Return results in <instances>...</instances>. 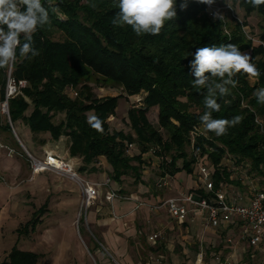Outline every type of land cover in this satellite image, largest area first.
<instances>
[{
    "label": "trees",
    "instance_id": "trees-1",
    "mask_svg": "<svg viewBox=\"0 0 264 264\" xmlns=\"http://www.w3.org/2000/svg\"><path fill=\"white\" fill-rule=\"evenodd\" d=\"M182 2L177 0L176 17L158 35L137 36L130 26H113L119 11L114 0H57L64 19L50 12L51 26L45 25L33 36V47L40 54L18 57L15 63V78L28 85L10 100L12 122L22 121L34 135L50 134L55 141L68 137L69 154L80 159V173L102 170L100 164L105 160L110 178L118 184L129 176L135 184L142 183L144 155L155 149L151 154L160 158L161 176L181 171L193 174L197 163L207 160L214 169L216 189L236 183L231 179L233 165H248L264 188V104L253 95L264 88V23L259 45L243 29L254 13L264 20V4L253 7L248 0H232L244 11L245 21L226 27L210 16L207 4L188 0L181 9ZM229 43L242 53L251 52L250 62L259 76L252 83L247 74L238 73L234 77L237 86L230 89L231 95L218 98L221 109L212 113L215 119L241 116V122L223 136L201 134L206 89L192 86V54L199 47ZM7 69L0 68L2 93ZM93 85L121 89L122 94L97 97ZM139 94L144 95L141 105L128 111L132 130L111 129L109 120L116 115L120 100ZM225 99L230 102L224 103ZM155 107L158 128L148 118ZM59 115L64 117L56 121ZM92 116L100 119L102 131L89 122ZM4 129L11 131L8 122ZM129 144L137 153L129 150ZM45 210L46 205L39 208L18 234L35 231ZM39 258L35 252L14 246L0 264H37Z\"/></svg>",
    "mask_w": 264,
    "mask_h": 264
},
{
    "label": "crops",
    "instance_id": "crops-1",
    "mask_svg": "<svg viewBox=\"0 0 264 264\" xmlns=\"http://www.w3.org/2000/svg\"><path fill=\"white\" fill-rule=\"evenodd\" d=\"M62 140L68 145L62 157L72 159L79 168L80 159L71 156L67 158L69 138L62 136L58 141ZM23 145L26 147L24 143ZM15 154L11 155L5 149L0 150L1 171L8 170L10 175L17 174L21 164ZM144 158L147 166L144 167L142 183L135 188L128 183L112 186L128 198L109 201L106 197L108 189L100 187L99 198L90 208L88 215L89 232L85 227L81 229L79 226L80 237L94 264H241L247 248L264 251V239L255 247L242 238L245 227L243 221L238 218L223 221L218 228L209 226L206 215L199 213H190L184 221L172 218L168 209L160 204L168 198L201 187L199 165L197 163L193 174L186 172L184 175L185 171H181L169 175L168 185L159 187L161 174L153 173L151 169L159 170L160 158L151 153H146ZM109 168L104 160L103 170L98 171V175L90 180L104 182L108 178ZM239 172L242 171L232 172L231 179L236 183L228 185L226 190L230 195L241 192L250 197L251 189L257 185L253 180L240 182L239 178L243 172ZM50 174L52 173L47 171L35 176L44 182ZM45 205L47 208V202L41 207ZM155 233L159 234V238L151 241L150 236ZM248 255L250 258L255 257L254 253Z\"/></svg>",
    "mask_w": 264,
    "mask_h": 264
},
{
    "label": "rangeland",
    "instance_id": "rangeland-1",
    "mask_svg": "<svg viewBox=\"0 0 264 264\" xmlns=\"http://www.w3.org/2000/svg\"><path fill=\"white\" fill-rule=\"evenodd\" d=\"M208 12L213 18L214 13L222 15L223 21L219 18L214 19L220 20L226 27L229 26V23H244L245 21L244 11L233 2L232 8H230L225 0L215 1L210 9L208 8ZM247 21L248 24L243 28L244 32L248 39H251L255 45H259L261 42L258 36L264 23L263 17L254 13ZM56 37L59 38L60 34H57ZM244 54L251 56L250 51L244 52ZM251 82L254 83L255 78L251 77ZM93 87L97 97L122 94L121 89L104 88L97 85H93ZM143 96V94H139L131 98L123 97L120 100L116 115L109 120L111 129L124 130L125 132L132 130L129 124L128 111L132 107L140 106ZM63 117V115H59L56 121L63 119ZM148 118L155 127H159L158 108L150 109ZM6 124L7 119L0 113V140L15 150V157L21 164V169L17 174H12L13 176L8 173V170H6L7 173L5 170H0V260L6 259L13 247L17 246L19 249L39 254L40 258L37 264H94L79 232V226L81 229L83 227L89 228L88 215L90 211L87 214L85 211H81L79 186L71 179L55 172H50L52 174L48 175L49 178L45 179V183L41 178L36 179L28 153L12 129L11 131L4 129ZM13 126L30 154L39 158H44L46 151H53L61 156L65 154L68 146L65 140L55 141L50 134L34 135L22 121L13 123ZM134 151L137 152L138 150L133 149L132 152ZM69 157L70 154L68 153L67 158ZM100 167L103 170V164H100ZM151 170L153 173H160L157 169ZM98 173L88 172L81 173V175L90 180L94 179ZM107 176L110 178L108 171ZM259 181V177L254 175L253 182L258 184ZM125 183L134 188L140 184H135L131 176L123 184ZM34 185L37 187L34 188ZM113 185H118V183H114L112 180ZM46 202L47 208L36 231L29 235H19L17 229L32 219L33 213ZM253 253L255 257L250 258L248 254ZM244 255L241 264H264V251L261 249L251 248L248 250L247 248Z\"/></svg>",
    "mask_w": 264,
    "mask_h": 264
},
{
    "label": "clouds",
    "instance_id": "clouds-1",
    "mask_svg": "<svg viewBox=\"0 0 264 264\" xmlns=\"http://www.w3.org/2000/svg\"><path fill=\"white\" fill-rule=\"evenodd\" d=\"M198 2L212 5L215 0ZM225 2L232 8V0ZM248 2L253 7L264 4V0ZM176 3L177 0H114V6L119 11L112 19V24L130 26L137 36L158 35L165 23L176 17ZM187 4L188 0H183L181 9L186 8ZM89 6L96 7L94 3ZM50 12L64 19L57 0H0V68L14 67L18 57L30 58L40 54L33 47V36L45 25L51 26ZM214 18L224 19L219 13H214ZM192 55L194 59L190 62V68L195 77L191 81L192 86L198 90L206 89L203 103L207 110L200 116L201 134L211 132L216 136L226 135L230 127L241 122L242 117L235 116L231 120L213 118L212 113L221 109L218 98L231 95L230 89L238 84L234 79L238 73L251 78L258 77L259 70L250 62L249 55L231 43L199 47ZM253 95L258 103L264 104V88L257 89ZM229 102L224 100L226 104ZM89 122L95 129L102 131L98 117H89Z\"/></svg>",
    "mask_w": 264,
    "mask_h": 264
},
{
    "label": "built area",
    "instance_id": "built-area-1",
    "mask_svg": "<svg viewBox=\"0 0 264 264\" xmlns=\"http://www.w3.org/2000/svg\"><path fill=\"white\" fill-rule=\"evenodd\" d=\"M207 6L210 9L211 5ZM27 85L28 82L26 80L15 78L14 67L7 69V81L3 93L0 89V113L12 126L10 100L20 95ZM72 93L77 95L75 92ZM257 122L262 125L261 119L258 118ZM128 148L133 150L134 145L129 144ZM4 149L8 150L11 155L15 153L14 149L0 140V150ZM155 151V149H152L150 152L154 154ZM26 152L29 155L34 175L47 171L55 172L71 179L79 186L81 191V211H85L86 214L99 198L100 187L105 186L108 188L106 197L109 201H113L116 198H128L122 196L112 187L111 178L98 183L82 176L77 163L72 159H66L53 151H46L44 158L36 157L30 154L28 150ZM198 165L201 187L182 193L179 196L168 198L160 206H165L171 217L179 221H184L192 212L206 215L208 225L214 228L220 227L223 221L238 218L243 221L245 227L242 238L247 240L252 246H259L264 239V188L258 183L256 185L260 186H253L250 197L243 195L241 192L230 195L226 189L231 184H225L219 189L215 188L214 169L207 160H201ZM234 170L243 172V175L239 178V181L243 183L246 180H253L255 175V173L251 172L248 165H233L230 167V171L233 172ZM168 178L169 175L161 176L158 186H167L169 183ZM198 190L203 193L198 192ZM158 238V233L150 236L151 241H156Z\"/></svg>",
    "mask_w": 264,
    "mask_h": 264
},
{
    "label": "water",
    "instance_id": "water-1",
    "mask_svg": "<svg viewBox=\"0 0 264 264\" xmlns=\"http://www.w3.org/2000/svg\"><path fill=\"white\" fill-rule=\"evenodd\" d=\"M10 126H11V129H12V131L14 132L15 136L17 137L18 141L20 142V144H21V145L23 146V148L27 151V148L23 145V143H22L21 140L19 139V137H18V135H17V133H16L14 127H13L11 124H10Z\"/></svg>",
    "mask_w": 264,
    "mask_h": 264
}]
</instances>
